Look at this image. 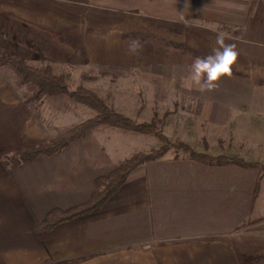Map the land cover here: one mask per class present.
<instances>
[{"label":"crops","instance_id":"0c3cea01","mask_svg":"<svg viewBox=\"0 0 264 264\" xmlns=\"http://www.w3.org/2000/svg\"><path fill=\"white\" fill-rule=\"evenodd\" d=\"M263 6L262 0H0V27L18 20L2 11L45 28L50 23L41 20L43 15L66 11L80 21L85 13L107 26L112 21L123 28L121 33L135 38L146 21L153 24V35L206 56L200 39L215 37L223 25L238 29L245 43H259L264 51ZM126 21L131 29L125 28ZM230 34L225 42L237 47L242 38ZM254 50L241 47L239 55L253 61ZM249 70L246 67L242 74H253ZM4 86L0 85V264H264V220L252 224L264 217V169L206 164L176 152L137 167L98 210L38 232L37 224L51 211L90 201L99 189L98 178L111 170L110 149L79 141L52 156L13 165L9 161L17 149L38 146L66 125L61 127L58 110L54 120L60 122L59 129L47 135L45 102L31 100L23 94L24 87ZM210 92L197 102L200 127H190L193 132L187 134L184 122L169 121L168 135L211 155H239L264 164V101L262 111L254 113L246 101L212 100ZM206 121L216 124L212 134L206 131Z\"/></svg>","mask_w":264,"mask_h":264},{"label":"rangeland","instance_id":"374dc122","mask_svg":"<svg viewBox=\"0 0 264 264\" xmlns=\"http://www.w3.org/2000/svg\"><path fill=\"white\" fill-rule=\"evenodd\" d=\"M262 1L264 4V0ZM75 6L78 9L80 7V5ZM262 8L264 11V6ZM87 9L84 12H87ZM1 14L18 19L8 23L4 22L3 27H0V38L8 42L12 53L24 57L36 66H52L55 73L64 76L71 88L84 86L98 94L119 113L137 122H154L156 127L172 141L185 143L198 151L197 148L182 140L171 138L168 135V127H166L171 124L169 121L177 125L184 122L187 127L186 133L191 134L193 129L191 130L190 127L199 126L200 124L197 123L203 121L200 116L201 107L197 102L203 100L204 97L207 98L208 91H198L195 87L199 86L189 78L190 67L197 56L173 45L164 46L161 40L177 43L150 33V30L153 31L151 22L144 21L143 24L147 26L138 33L139 37H135L139 38L141 49L138 54L134 55L128 50L130 40L134 35H124L121 33L123 28H120L117 23H110L112 21L107 26L100 18L90 19V16L87 17L88 13L82 16V21L77 20L73 12L63 11L61 15L52 13L43 15L41 20L50 23L47 28L12 13L2 11ZM260 18L264 20V12L261 13ZM34 19L37 20V18ZM91 23L94 24L91 26ZM221 27V31L228 35L232 33L235 37L242 38L241 42L237 43L238 52L241 47L250 48L252 46L256 49L255 53H252L255 57L253 61H249L239 55L233 66L232 75L223 77L219 81L218 87L208 93L209 99L246 101L249 105H253L251 109L254 113L262 111L264 87L260 82L264 80L263 47L257 45L259 43H253L255 45H251L250 42L245 43L247 38L243 37L238 29L234 31L230 27L227 31ZM125 28L131 29L128 21L125 23ZM39 29L44 30L42 32ZM207 31L211 32L209 29ZM215 39L216 36L200 39L201 49L204 50L206 56L211 54L212 49L216 47ZM245 56L248 57L246 54ZM246 67L250 69L249 72L253 71V74H242L246 71ZM1 84L5 85L4 87H24L23 94L31 96V100L33 99L32 94L36 91L35 86L23 83L20 74L8 65L0 67ZM38 100L45 102L44 119L49 126H46L47 135L51 130L56 132L59 129L60 122L58 119L54 120V117L58 110H62L61 127L66 126L59 135L53 138L97 114L95 109L73 100L66 93L46 95ZM249 108L247 107V110H251ZM212 122L206 121L208 134L217 130L216 124ZM53 138L47 139L46 142ZM79 141H85L86 144L93 142L94 147L110 149L111 170L106 175L134 154L150 153L165 145L153 134L132 132L110 125L97 126L89 130L83 138L71 144ZM210 142L215 144V140ZM170 152L188 154L172 146L165 154Z\"/></svg>","mask_w":264,"mask_h":264},{"label":"trees","instance_id":"16d2710c","mask_svg":"<svg viewBox=\"0 0 264 264\" xmlns=\"http://www.w3.org/2000/svg\"><path fill=\"white\" fill-rule=\"evenodd\" d=\"M221 28L227 31L230 30V28L225 25ZM39 30L43 32L44 29ZM145 41L148 40L145 39ZM161 43L164 46L173 45L174 47L180 48V50L197 57H204V54L201 51L186 44H174L167 40H161ZM4 65L14 68L20 74L23 83H30L35 86L36 91L33 93V99L38 100L46 95L66 93L73 100L88 105L97 111V114L94 117L72 126L60 136L53 138L48 142L42 143L38 146L17 149L9 161L13 165L22 161L32 160L39 155L52 156L61 149L69 146L72 142L83 138L89 130L100 125H110L132 132L153 134L165 143L163 147L158 150H152L150 153L138 152L134 154L129 159L121 162L108 175L99 177V189L94 193L89 202L67 211H61L58 209L51 211L43 222L37 224L36 228L38 232L49 231L63 221L75 220L98 210L121 188L135 168L163 156L171 146L175 149L187 152L193 159L206 164H237L243 167H257L260 170L264 169V164L248 161L239 155H211L207 152H198L185 143L172 141L156 127V123L137 122L133 118L119 113L98 94L84 86H78L75 89L71 88L66 82L64 76L55 73L52 66H36L29 63L24 57L12 53L8 42L3 41L2 38H0V67ZM260 83L264 84V80ZM256 190H258V184L255 186V191ZM262 220H264V217H257L252 221V224Z\"/></svg>","mask_w":264,"mask_h":264},{"label":"clouds","instance_id":"9594fccd","mask_svg":"<svg viewBox=\"0 0 264 264\" xmlns=\"http://www.w3.org/2000/svg\"><path fill=\"white\" fill-rule=\"evenodd\" d=\"M231 37L224 31L216 33V47L211 54L204 57H196L190 67L189 78L199 86L200 91H212L218 87L223 77L232 75L233 66L236 64L239 52L234 43H226ZM141 49L139 38H131L129 52L138 54Z\"/></svg>","mask_w":264,"mask_h":264}]
</instances>
